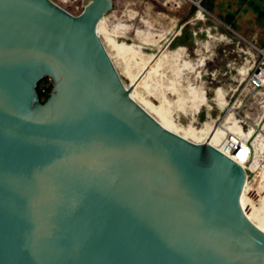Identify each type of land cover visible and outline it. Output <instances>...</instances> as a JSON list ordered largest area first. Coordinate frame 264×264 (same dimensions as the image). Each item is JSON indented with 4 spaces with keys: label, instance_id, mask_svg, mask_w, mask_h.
Returning a JSON list of instances; mask_svg holds the SVG:
<instances>
[{
    "label": "water",
    "instance_id": "1",
    "mask_svg": "<svg viewBox=\"0 0 264 264\" xmlns=\"http://www.w3.org/2000/svg\"><path fill=\"white\" fill-rule=\"evenodd\" d=\"M113 7L0 0V264H264L246 170L132 98L98 34Z\"/></svg>",
    "mask_w": 264,
    "mask_h": 264
},
{
    "label": "rangeland",
    "instance_id": "2",
    "mask_svg": "<svg viewBox=\"0 0 264 264\" xmlns=\"http://www.w3.org/2000/svg\"><path fill=\"white\" fill-rule=\"evenodd\" d=\"M52 1L73 15H79L84 9V0ZM202 1L114 0L113 9L99 25H105L108 33L115 35L117 41L140 47L145 58L139 56L140 60L136 57L130 62L132 72L139 81V99L145 97L156 105L162 100L168 102L171 106L166 107L170 108L178 125L193 123L194 127L204 129L208 123L211 127L220 128L224 124L226 111L216 96L222 98L223 89L229 98L233 89H237L234 68L241 66L246 56L240 49L248 51L250 43L264 49V0H211L213 8L210 11L206 10ZM193 6L197 8L194 16L191 13ZM188 24L193 32L194 46H173V39ZM104 36H101L103 42ZM106 48L124 83L130 87L131 81L124 73L125 64L115 57L110 47ZM179 48L182 49L178 53ZM150 54L154 57L146 63L145 59ZM50 85V80L42 84L43 87ZM186 87L202 91L208 104L196 112L191 106L193 103L189 102L191 96ZM218 88L222 89L216 92ZM215 92H220L221 96ZM182 100L187 101L186 113L179 109ZM251 106L255 107L256 103ZM201 112H204L203 118H200ZM243 113L256 115L257 110L248 107ZM246 129L253 130L252 127ZM262 164L259 170L248 171L249 189H253L257 183L259 185V179H264V162ZM260 185L264 186V180ZM263 186L261 190L257 186L256 193L250 191L260 196Z\"/></svg>",
    "mask_w": 264,
    "mask_h": 264
},
{
    "label": "bare ground",
    "instance_id": "3",
    "mask_svg": "<svg viewBox=\"0 0 264 264\" xmlns=\"http://www.w3.org/2000/svg\"><path fill=\"white\" fill-rule=\"evenodd\" d=\"M127 28L129 29L128 26H127ZM117 29H119V28H117ZM125 30H127V29H125ZM109 31L111 32V30H109ZM115 32L118 33L119 31H115ZM98 34L100 35V37L103 34L105 35L104 36V44L106 45V47H110L109 49H111L114 52L115 57L118 58L122 62V64H125L124 73L126 74V77L131 81V85H133V87H132L133 89H131V91H130L132 98L134 100H136L147 112L152 114V116H154L168 130H170L176 134H179V135L183 136L184 138H186V139H188L194 143H200L201 140H203L205 138V139H207V143L211 144L214 147H216L219 143L224 142L226 135L237 133V134L243 135L244 138H250V141H252L253 138L256 136V135H254L253 130L249 131L248 133L245 131L242 133L239 127L234 128V126L231 124H230V126H226V127H222V128L221 127L220 128L211 127V125L207 124V127H205L204 129H198V128L194 127L193 123H189L186 126L178 125L172 117V111L170 110V108L166 107V105L171 106V104L162 100V102H160L159 105H156L153 102H151V100H149L145 97H140V99L138 98L139 94L137 93V89L139 88V84L137 82H139V81H137V75L132 72V69H131L132 63H130V62H133V59L136 57L137 58L139 56L142 57V51H140V47L135 45V44H128L125 42L117 41L115 38L116 37L115 35H111L110 33H108L105 25H102V26L99 25L98 26ZM181 49L182 48H179L177 50V52L179 53L181 51ZM153 57H154V55L150 54L148 56V58L145 59V62L147 63V60H150ZM142 58L144 59L145 57H142ZM138 59L140 60L141 58H138ZM140 62H141V64L143 63L142 60ZM176 72H174L175 75H176ZM141 82L142 81L140 80V83ZM186 90L188 91V93L191 96V99L189 102L193 103V105H191V106L195 109L196 112L200 111V109L203 106H206L208 104L207 97L204 95V93L202 91L200 92V91L196 90V88L194 90V88L191 89L188 87H186ZM219 94H220V92L217 93V95H219ZM219 96H221V95H219ZM220 99H221V97H220ZM186 103H187L186 100H184V101L182 100L180 102L179 109L183 113H186V111H185V107L187 105ZM196 112H195V115H196ZM263 162H264V151L262 152V154H257L254 159H251L247 163L245 168H247L249 171H257V170H259V167L261 168V165H263L262 164ZM262 180H264V179L263 178H261V180L259 179V181H258L259 185L261 184ZM259 185L257 183L253 189H251L252 187L249 189V181L247 180L245 188L243 190L242 197H241V203H242V207H243L245 213L251 219V221H253L261 230L264 231V189H262L261 194L259 193L260 196H258L257 194L255 195V193H256L255 190H256L257 186L259 187ZM262 186L260 185V187H262ZM259 188H258V190H259ZM250 190L254 191L255 193L251 192ZM260 190H261V188H260Z\"/></svg>",
    "mask_w": 264,
    "mask_h": 264
},
{
    "label": "built area",
    "instance_id": "4",
    "mask_svg": "<svg viewBox=\"0 0 264 264\" xmlns=\"http://www.w3.org/2000/svg\"><path fill=\"white\" fill-rule=\"evenodd\" d=\"M249 46L251 48L248 51L243 48L240 49L246 56L241 66L234 68L238 87L233 89L232 96L228 98V94L222 88L216 90L217 92L222 89L224 95L220 100L217 96L216 99L226 111L224 124H221L220 127L230 126L231 124L234 128L239 127L242 133L250 131L246 127H252L256 132V136L252 141H250V138H244L243 135L235 133L226 135L224 142L216 146L217 149H221V152L244 167L247 172V180L249 170L245 166L257 154H262L264 151V49L252 43ZM50 86L43 87L41 85L40 91L45 93ZM253 103H256L255 107L251 106ZM248 107L256 109V115L243 113V110ZM205 142L207 143V139L204 138L200 143Z\"/></svg>",
    "mask_w": 264,
    "mask_h": 264
},
{
    "label": "trees",
    "instance_id": "5",
    "mask_svg": "<svg viewBox=\"0 0 264 264\" xmlns=\"http://www.w3.org/2000/svg\"><path fill=\"white\" fill-rule=\"evenodd\" d=\"M202 5L206 8V10H209V11L212 10V8H213V2L211 0H203L202 1ZM196 11H197V8L195 6H193L192 7V12H191L193 16L196 14ZM202 37H204V34L202 35ZM194 43L195 42H194V39H193V32L191 31V25L190 24L186 25L183 28L181 34L177 35L173 39V41L171 42V44L173 46L189 47V48H192L194 46ZM48 81H49V79L46 78L40 83L39 91H40V86L44 82H48ZM51 89H52V85L49 87L47 92L43 93V92L40 91V94H41L43 100L48 97V94L51 91ZM203 116H204V112H201L200 113V118H203Z\"/></svg>",
    "mask_w": 264,
    "mask_h": 264
}]
</instances>
